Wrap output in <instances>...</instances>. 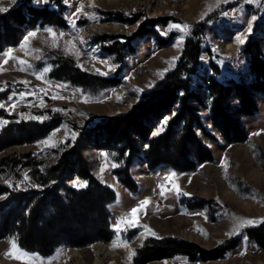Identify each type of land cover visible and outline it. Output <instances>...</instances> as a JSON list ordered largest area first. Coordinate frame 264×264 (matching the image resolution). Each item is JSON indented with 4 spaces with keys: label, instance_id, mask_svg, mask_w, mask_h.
<instances>
[{
    "label": "rangeland",
    "instance_id": "1",
    "mask_svg": "<svg viewBox=\"0 0 264 264\" xmlns=\"http://www.w3.org/2000/svg\"><path fill=\"white\" fill-rule=\"evenodd\" d=\"M60 3L56 9L47 0H0L6 9L0 11V228L18 197L35 202L53 192L67 202L68 192L56 186L77 192L88 187L90 176L116 195L107 206L113 237L94 243L109 244L120 253L121 264H264V245L248 232L264 228V96L252 87L255 76L246 51L253 41L264 52V0H131L124 7L114 0ZM45 7L55 11L62 25L53 16L41 17ZM204 23L207 28L197 38L201 52L194 89L206 104L199 105L202 128L193 126V132L211 158L204 153L196 162L190 154L193 169H151L145 160L148 142L166 130L170 116L156 123L145 139L131 126V146L110 130L108 119L130 114L174 72L186 40ZM173 25L190 27L181 31ZM92 26L106 28L85 39L84 31ZM32 32L36 35L29 36ZM212 63L220 70L219 80L228 86L241 82L258 107L252 116L241 117L232 109L235 99L229 93L231 117L224 133L213 123L203 88L213 74ZM76 75L81 83H74ZM236 125L245 131V139L234 138ZM130 152L136 155L129 171L134 190L118 178ZM63 154L69 158L64 173L41 186L56 173ZM223 185L230 195L223 193ZM145 199L150 202L141 206ZM239 218L258 223L239 227ZM132 220L135 224L125 223ZM231 240L238 245L217 259L196 254L193 261L185 254L195 249L192 245L209 251ZM55 242L47 255L32 252L21 247L16 231L0 229V264L58 263L69 249L94 264V243L80 248ZM161 242L184 247L172 257L140 263L141 250ZM17 249L40 259L12 258Z\"/></svg>",
    "mask_w": 264,
    "mask_h": 264
},
{
    "label": "trees",
    "instance_id": "2",
    "mask_svg": "<svg viewBox=\"0 0 264 264\" xmlns=\"http://www.w3.org/2000/svg\"><path fill=\"white\" fill-rule=\"evenodd\" d=\"M47 1L53 4L56 9L61 7L60 0ZM50 11L48 7H45L40 11L41 17L47 19L53 16L57 20L55 23L62 25V22H59L57 16L54 15L55 11ZM118 19L123 20L122 18ZM206 28L207 25L204 23L194 29L192 37L186 40L184 53L177 69L169 73L151 92L145 94L141 101L133 107L130 114L108 119L110 130L113 129L120 133L125 145L131 146L128 132L131 126L139 129V134L145 139L156 123L164 116H170L166 130L159 136L150 138L148 142L149 149L145 160L151 169L162 165H168L178 170L193 169L195 161L189 159L190 154L195 156L196 162L204 159L202 158L204 153L209 156L208 160L211 158L209 150L204 148L193 132V126L199 125L202 128L201 117L198 114L199 105L201 107L206 104L202 96L194 89L196 82L194 76L198 71L197 66L201 52V41L197 38ZM246 51L251 57L252 72L255 76L252 87L264 96V52L253 41L247 45ZM211 65L213 74L208 77V83L203 88L209 100L213 123L224 133L228 129L226 125L231 117L229 93L233 94L235 99L232 109L241 117L252 116L258 111V107L245 85L241 82L229 86L224 84L218 79L221 74L219 68L213 63ZM72 78L75 84L82 81L79 75ZM231 132L235 135H233L234 138L245 139V131L237 125L232 128ZM224 137L227 138L226 134ZM190 147L194 148V152L189 149ZM135 156L134 152H130L125 159V169L118 171L120 182L131 190L135 189V182L129 171ZM77 157L79 158L78 155ZM68 162L67 154H63L58 160L56 173L46 177V180H42L39 184L45 186L49 182L59 180ZM49 171L53 173L52 168ZM80 173L81 176L85 173L82 166ZM88 179H90L88 187L77 192L68 189L64 184L56 186L68 192L69 200L67 202L53 192L49 199L42 197L35 202H30L28 199L22 200L21 197H18L17 205L6 216H3L0 229L16 231L19 244L23 249L41 254L46 253L45 255L55 248L53 247L56 243L55 240H60V245L64 243L80 248L99 240L110 241L113 232L110 227V213L107 206L115 202L116 195L110 188L99 183L96 184L90 176ZM248 232L260 245H264V228L260 231L249 229ZM169 243L161 242L146 246L141 250L138 260L140 263H148L172 257L173 253H178L184 247L181 242ZM237 245V240H231L226 245L209 251L192 245L191 247L195 249L185 252V254L189 255L193 261L197 259L196 254L201 255L204 260H212L224 256L226 251Z\"/></svg>",
    "mask_w": 264,
    "mask_h": 264
},
{
    "label": "bare ground",
    "instance_id": "3",
    "mask_svg": "<svg viewBox=\"0 0 264 264\" xmlns=\"http://www.w3.org/2000/svg\"><path fill=\"white\" fill-rule=\"evenodd\" d=\"M131 0H114L115 4L126 6ZM106 26H92L87 28L83 37L90 38L94 35L100 34L104 31ZM260 176L259 174H256ZM222 191L226 195H230L229 189L226 186H222ZM92 251L95 254L94 264H121L120 263V253L114 249H110V245L104 242H97L91 245ZM52 264H87L83 254L77 250H68L66 257L60 262H54Z\"/></svg>",
    "mask_w": 264,
    "mask_h": 264
},
{
    "label": "snow or ice",
    "instance_id": "4",
    "mask_svg": "<svg viewBox=\"0 0 264 264\" xmlns=\"http://www.w3.org/2000/svg\"><path fill=\"white\" fill-rule=\"evenodd\" d=\"M11 2L14 4L16 2V0H11ZM65 3H67V0H65ZM80 8L82 9L83 8V5L80 6ZM6 9H4L3 7H0V11H5ZM80 9H78L77 11L79 12ZM75 15V14H74ZM92 18H95V16L93 15ZM253 20L255 19V17L252 18ZM173 28H176V29H179L181 31L185 30V29H188L190 26L188 25H173L171 26ZM251 24H249V28H248V31L251 32ZM47 31L52 35V36H55V32L49 28L47 29ZM36 33L35 32H32V33H29V36H35ZM64 35V33H60V36L62 37ZM237 42L238 43H242V39L240 37H237ZM23 47V45H22ZM11 51V50H10ZM21 64H23L24 62L21 61L20 62ZM113 69H114V66H113ZM24 94L22 93L21 96H23ZM3 105H0V107H2ZM47 143V142H45ZM171 176H175V173H172ZM171 176L167 177L166 179H171ZM25 179H27V176L25 177ZM163 191V190H162ZM150 201L148 199H145L144 201L141 202V206H145L149 203ZM137 212V208H133L132 209V214L133 216H135V213ZM241 220V223L239 225V227H243V226H248V225H255L256 223H258L257 221L255 220H244L243 218H239ZM122 222H125V221H122ZM261 222H264V221H261ZM125 223H132V224H135V221L132 220V221H127ZM117 230L119 231V225H117ZM153 235H155V233H152ZM13 244H14V241H13ZM15 246V245H14ZM243 254V253H242ZM6 255H12L11 252L10 253H6ZM33 256L35 259H40L38 257V255L36 254H29V253H26V252H23L22 250H19L17 249L16 250V254L12 256V258H15V259H21L23 257H29V256Z\"/></svg>",
    "mask_w": 264,
    "mask_h": 264
}]
</instances>
